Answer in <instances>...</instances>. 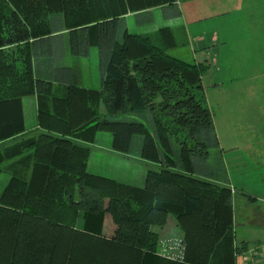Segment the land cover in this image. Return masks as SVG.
Masks as SVG:
<instances>
[{"label": "trees", "instance_id": "16d2710c", "mask_svg": "<svg viewBox=\"0 0 264 264\" xmlns=\"http://www.w3.org/2000/svg\"><path fill=\"white\" fill-rule=\"evenodd\" d=\"M176 1L0 0V264H234L246 249L234 241L232 188L201 174L218 142L201 85L208 63L169 54L187 43L170 25L123 24ZM53 39L66 51L48 48ZM91 46L97 87L75 76ZM32 94L36 127L11 133ZM102 131L121 153L140 135V185L87 169ZM171 223L176 258L157 252L156 227Z\"/></svg>", "mask_w": 264, "mask_h": 264}, {"label": "rangeland", "instance_id": "374dc122", "mask_svg": "<svg viewBox=\"0 0 264 264\" xmlns=\"http://www.w3.org/2000/svg\"><path fill=\"white\" fill-rule=\"evenodd\" d=\"M178 5L176 23L185 22L189 31L206 38L215 34L218 47L215 62L201 74L218 140L205 166L200 164L201 174L234 187V241L244 242L247 263L264 264V0H180ZM154 19L140 24L129 17L126 23L128 30H143L141 25L150 26ZM94 52L91 46L87 56L78 58L82 84H92L89 75L92 82L98 76ZM99 133L106 136L98 138L102 146L95 142L88 168L140 185L145 170L138 155L140 135H133L129 152L121 153L111 150L107 131Z\"/></svg>", "mask_w": 264, "mask_h": 264}, {"label": "crops", "instance_id": "0c3cea01", "mask_svg": "<svg viewBox=\"0 0 264 264\" xmlns=\"http://www.w3.org/2000/svg\"><path fill=\"white\" fill-rule=\"evenodd\" d=\"M178 4H179V1H176L174 5L153 6L151 8L144 9L141 11L126 13L123 15V24L128 30L126 21L129 17L134 18L135 21H138L140 24H142L143 22L145 23V22L151 21L153 19V16H155V19L152 25L150 26L141 25V29L143 30L132 29L129 31L148 32V31H152L153 29L157 28L160 25H164V24L170 25L175 31H179V32L181 31L184 33V35L186 36L187 43L192 42L190 46L181 45V46H175L171 48L170 52L172 55L188 60V61H203L205 63H213V61L215 62L217 58L216 53L218 49L215 43L216 41L215 34L211 33L208 36V38H206V36H203L204 34L201 32L189 31L187 29L185 22L176 23L175 17H177L180 14V9H179ZM52 41L53 43L48 48L66 51L67 47L66 45H64V43H62V41L60 40L56 41L55 39H53ZM88 52H90V47H89ZM64 53H65L64 55L65 56L67 55V57H65V59L63 60V63L65 65L70 64L71 59L68 57V54H66V52ZM87 54L85 56H87ZM94 56H95V65H96V51L94 52ZM78 60L79 59H76L74 62L77 68V70L75 71L76 73L75 76H77L78 82L83 86L97 87L99 83V75L97 77H94L95 78L94 82H92V74L89 75L87 77V82L92 83V84L90 85L82 84L81 66H79ZM53 62L56 63L55 60H53ZM59 63H62V60L58 61V64ZM70 76L72 77V73L70 74ZM15 113H16V116L14 118V123L10 125L13 127H9L12 129L11 133L19 134L20 132L28 131V130L35 128L36 123H35V118H34V114H35L34 95L32 94V95L21 96L18 100V109ZM100 136L105 137L106 135H104V133H99L97 135L96 137L97 140L95 142L97 143L96 145H99V147L100 145L102 146V144L98 142L99 141L98 138H100ZM92 150L90 151L89 156L93 154ZM98 155L100 156V154ZM89 162L90 161L88 159L87 169L89 171L98 172L96 170H92L88 168ZM98 173H101V172H98ZM106 175H110V174H106ZM7 178H8V174L4 171H0V190L5 184V182L7 181ZM228 185L230 186V184ZM231 188H232L231 190V196H232V193L235 189L233 186H231ZM241 193H244V192H241ZM232 218H233V213H232ZM156 230L158 231V237H159L158 245H157V252L159 254H162L168 257H175V258L179 257L181 254V245L179 243L181 234H180L179 229L174 224L171 223L170 225H168V227L166 225H163L161 227H156ZM239 255H241L242 260L241 261L238 260L239 258H237L236 256L234 264H239L238 261H240V264H249L246 262L247 257L246 255H244L243 252ZM249 260H252V259H248V261Z\"/></svg>", "mask_w": 264, "mask_h": 264}]
</instances>
